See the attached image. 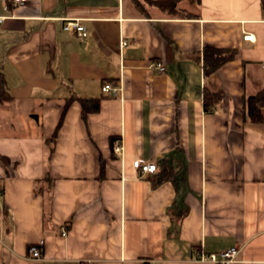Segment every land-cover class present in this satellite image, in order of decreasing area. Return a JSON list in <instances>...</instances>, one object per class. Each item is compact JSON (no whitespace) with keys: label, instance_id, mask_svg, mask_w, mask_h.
<instances>
[{"label":"crops","instance_id":"0c3cea01","mask_svg":"<svg viewBox=\"0 0 264 264\" xmlns=\"http://www.w3.org/2000/svg\"><path fill=\"white\" fill-rule=\"evenodd\" d=\"M175 8L0 2L10 96L0 102V264H213L195 255L228 248V264H264V123L243 109L264 86V9L260 0ZM65 19L86 37L62 30ZM207 47L235 55L203 76ZM105 83L116 96L100 92ZM203 88L219 94L208 113ZM69 96L98 99V109L81 118L72 101L60 118ZM134 159L155 171L138 173ZM163 161L174 175L157 180Z\"/></svg>","mask_w":264,"mask_h":264},{"label":"trees","instance_id":"16d2710c","mask_svg":"<svg viewBox=\"0 0 264 264\" xmlns=\"http://www.w3.org/2000/svg\"><path fill=\"white\" fill-rule=\"evenodd\" d=\"M151 6L158 8L159 10L172 13L176 10L175 4L177 0H145ZM260 5L264 9V0H260ZM235 51L227 48H203L201 52V68L203 76L214 72L225 62L233 59ZM10 96L5 92L3 80L0 75V102L9 100ZM77 101L80 105V116L84 118L87 112H95L98 109V99L95 98H79L69 96L64 99L63 106L61 108L60 118L72 102ZM219 101V94L211 93L206 89H202L201 107L203 112L208 113L212 111L213 106ZM243 109L245 118L255 124L264 123V86L257 90L254 94L248 95L243 100ZM60 118L58 123L60 122ZM163 161L160 170L155 174L156 179H164L165 177H171L174 173H171V168L165 165Z\"/></svg>","mask_w":264,"mask_h":264},{"label":"built area","instance_id":"2783aa9c","mask_svg":"<svg viewBox=\"0 0 264 264\" xmlns=\"http://www.w3.org/2000/svg\"><path fill=\"white\" fill-rule=\"evenodd\" d=\"M25 1L26 0H0L3 6H6L7 4H10L11 6H17V5H21ZM1 20L2 17H0V22ZM61 28L64 31L73 32L80 39L85 38L87 35L85 27L77 19H65ZM242 34L243 35H241V39L243 41L252 40V36L250 34L248 33H242ZM125 46H126V42L120 39L118 42V49L121 51ZM148 67L153 70H156L157 72H162L164 70L161 64L152 61L148 62ZM100 92L103 95L114 97L117 95L118 90L117 87L105 83L101 85ZM111 149L113 153L115 154L119 153L120 145L118 140L112 142ZM131 167L142 175L151 174L155 171V165L153 163H148V162L141 163L138 159H134L131 161ZM61 234H63V231H61ZM26 255L27 257L32 259H39L40 257L39 250L35 245H28L26 247ZM235 255H236V249L228 248L221 250L218 253H209V254L197 253L195 255V259L200 262H209L213 264H228L234 259ZM147 264H154V263L149 262Z\"/></svg>","mask_w":264,"mask_h":264}]
</instances>
